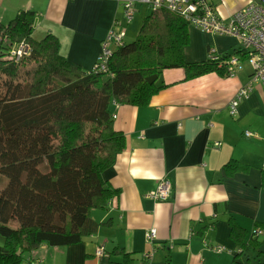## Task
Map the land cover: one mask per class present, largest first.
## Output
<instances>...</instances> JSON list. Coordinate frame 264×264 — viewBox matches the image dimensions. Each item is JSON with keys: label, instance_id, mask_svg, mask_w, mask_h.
I'll list each match as a JSON object with an SVG mask.
<instances>
[{"label": "crops", "instance_id": "0c3cea01", "mask_svg": "<svg viewBox=\"0 0 264 264\" xmlns=\"http://www.w3.org/2000/svg\"><path fill=\"white\" fill-rule=\"evenodd\" d=\"M121 1L0 0V22L7 24L19 10L33 12L32 37L55 35L61 54L88 70L114 18L121 21ZM250 1L209 0L224 20ZM188 38L187 62L206 60L209 47L223 57L239 53L234 36L188 26ZM251 74V63L244 56L232 75L211 71L186 79L181 67L162 69L156 84L164 86L146 105L112 102L113 124L125 135V147L102 177L118 193L105 209L89 210L95 231L70 245L42 244L25 253L21 264H107L120 260L110 254L114 246L133 252V264H237L234 255L239 248L229 235V216L247 233L260 228L258 237L264 236L260 86L253 85L234 115L228 112L230 99ZM246 129L257 137L245 136ZM229 161L248 169L229 174L224 169ZM162 177L170 181L173 196L156 201L149 194ZM151 228L155 236L148 241L146 232ZM98 247L101 256L95 254ZM238 262L264 264V240L257 249L246 247Z\"/></svg>", "mask_w": 264, "mask_h": 264}, {"label": "trees", "instance_id": "16d2710c", "mask_svg": "<svg viewBox=\"0 0 264 264\" xmlns=\"http://www.w3.org/2000/svg\"><path fill=\"white\" fill-rule=\"evenodd\" d=\"M163 8H149L135 37L124 39L108 58L106 71L84 70L68 60L53 34L34 39L31 11L0 22V181L6 177L0 186V264H21L25 253L42 244L70 245L95 231L89 210L105 209L118 193L102 172L125 147V135L113 124L112 102L146 105L164 86L156 84L162 69L181 67L186 79L227 74L216 62L185 60L188 24ZM22 41L31 46L28 55L2 58ZM151 75L157 76L149 83ZM224 169L232 174L248 166L229 161ZM228 222L239 264L243 250L257 249L264 236L254 228L247 233L232 216ZM110 254L120 260L107 264H133V252L123 247L114 246Z\"/></svg>", "mask_w": 264, "mask_h": 264}, {"label": "built area", "instance_id": "2783aa9c", "mask_svg": "<svg viewBox=\"0 0 264 264\" xmlns=\"http://www.w3.org/2000/svg\"><path fill=\"white\" fill-rule=\"evenodd\" d=\"M143 4L149 8L164 7L185 19L189 27H195L203 32L216 35H230L237 38L239 53L227 57L214 47H209L206 60L224 65L228 75L241 68V56L246 57L252 66V74L249 81L240 87L228 103V112L234 115L239 102L247 97L254 84H258L264 95V5L262 0H251L248 4L233 12L226 20L219 17L215 7L209 0H122L123 18L129 23L136 11V5ZM118 25V26H116ZM119 18H114L113 26L106 32L100 43L95 62L91 69L94 71H106L108 58L114 49L123 43L125 27ZM31 47L24 41L11 47L3 54V59L18 60L23 55L30 53ZM115 114H112V118ZM247 137H257V133L244 130ZM218 146V142L214 143ZM156 201H164L173 196L170 181L162 177L155 188L149 194ZM257 235L262 234L260 228L254 229ZM155 236L154 228L146 232L148 241ZM216 249V248H215ZM95 254L102 255V249L96 248Z\"/></svg>", "mask_w": 264, "mask_h": 264}, {"label": "rangeland", "instance_id": "374dc122", "mask_svg": "<svg viewBox=\"0 0 264 264\" xmlns=\"http://www.w3.org/2000/svg\"><path fill=\"white\" fill-rule=\"evenodd\" d=\"M135 7H136V12L133 16V19L129 23H125L126 20L123 18V16L121 18V22L124 25L123 27L127 28L126 40L127 39L132 40L135 37V35H136L140 25H141V21H142L143 16L149 13V8L146 5L137 4ZM122 14H123V12H122ZM116 26H118V25H116ZM34 39L39 40V38H35V37H34ZM5 181H6V177L1 176L0 186H3Z\"/></svg>", "mask_w": 264, "mask_h": 264}, {"label": "water", "instance_id": "95a60500", "mask_svg": "<svg viewBox=\"0 0 264 264\" xmlns=\"http://www.w3.org/2000/svg\"><path fill=\"white\" fill-rule=\"evenodd\" d=\"M155 79H156V76H155V75H151V76H148V77H147V81H148L149 83H152Z\"/></svg>", "mask_w": 264, "mask_h": 264}, {"label": "bare ground", "instance_id": "6f19581e", "mask_svg": "<svg viewBox=\"0 0 264 264\" xmlns=\"http://www.w3.org/2000/svg\"><path fill=\"white\" fill-rule=\"evenodd\" d=\"M140 5H142V4H140ZM160 8H161V7H160ZM162 8H163V7H162ZM158 10H159V9H158ZM161 10H162V9H161ZM163 10H164V8H163ZM165 10H166V9H165ZM19 11H20V10H19ZM150 11H153V10H150ZM156 11H157V10H156ZM166 11H167V10H166ZM24 12H25V11H24ZM15 16H16V15H15ZM34 17H35V16H34ZM34 17H33V18H34ZM132 19H133V18H132ZM184 20H185V19H184ZM184 20H183V21H184ZM8 21H9V20H8ZM124 22H125V21H124ZM184 22H186V21H184ZM125 23H126V22H125ZM32 35H33V34H32ZM126 36H127V35H126ZM136 37H137V36H136ZM125 40H126V39H125ZM127 40H128V39H127ZM129 40H130V39H129ZM2 41H3V40H2ZM13 46H14V45H13ZM30 47H31V46H30ZM114 50H115V49H114ZM4 52H5V50H4ZM3 54H4V53H3ZM205 62H207V61H205ZM156 76H157V75H156ZM108 206H109V205H108ZM214 247H215V246H214ZM221 247H222V246H221ZM221 247H220V248H221ZM216 249H217V248H216ZM214 250H215V249H214Z\"/></svg>", "mask_w": 264, "mask_h": 264}]
</instances>
